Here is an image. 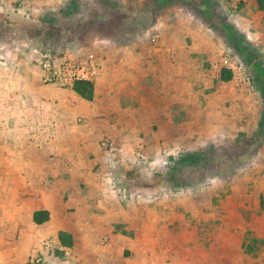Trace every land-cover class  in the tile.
Wrapping results in <instances>:
<instances>
[{
    "label": "rangeland",
    "instance_id": "374dc122",
    "mask_svg": "<svg viewBox=\"0 0 264 264\" xmlns=\"http://www.w3.org/2000/svg\"><path fill=\"white\" fill-rule=\"evenodd\" d=\"M11 33L31 39L35 51L95 63L115 47L183 49L182 68L193 74L180 77L214 96L200 116L197 98V118L180 120L177 135L146 121L153 129L137 137L125 163L121 147L103 139L116 212L76 226L73 249L47 251L41 241L28 264H264L257 0H0V36Z\"/></svg>",
    "mask_w": 264,
    "mask_h": 264
},
{
    "label": "crops",
    "instance_id": "0c3cea01",
    "mask_svg": "<svg viewBox=\"0 0 264 264\" xmlns=\"http://www.w3.org/2000/svg\"><path fill=\"white\" fill-rule=\"evenodd\" d=\"M34 50L32 40L18 33L0 36V264H28L44 240L63 247L61 232L73 238V247L63 251L73 249L76 226L96 215L113 216L119 202L103 139L121 147L125 163L137 137L153 129L146 121L177 135L180 120L197 118V98L204 102L200 116L214 97L180 77L193 74L182 68L184 55L189 62L183 49L103 51L92 101L73 88L45 84ZM38 212L48 219L43 215L36 223Z\"/></svg>",
    "mask_w": 264,
    "mask_h": 264
},
{
    "label": "built area",
    "instance_id": "2783aa9c",
    "mask_svg": "<svg viewBox=\"0 0 264 264\" xmlns=\"http://www.w3.org/2000/svg\"><path fill=\"white\" fill-rule=\"evenodd\" d=\"M33 55L36 66L42 72L45 84H52L61 88H73L74 84L80 81L94 83L99 75L98 67L92 57L74 60L61 57L49 49L34 50ZM109 147L112 148V145ZM43 248L47 251L54 248L63 250V247L52 239L44 240Z\"/></svg>",
    "mask_w": 264,
    "mask_h": 264
},
{
    "label": "trees",
    "instance_id": "16d2710c",
    "mask_svg": "<svg viewBox=\"0 0 264 264\" xmlns=\"http://www.w3.org/2000/svg\"><path fill=\"white\" fill-rule=\"evenodd\" d=\"M260 9H264V0H257ZM232 72L229 70H224L221 76L223 82H229L232 79ZM73 90L84 100L92 101L94 98V84L90 82H76L73 86ZM44 215V220L48 219L46 212H38L35 214V222L40 224L43 220L40 219ZM59 240L63 247L71 248L73 247V238L70 234L61 232L59 235Z\"/></svg>",
    "mask_w": 264,
    "mask_h": 264
}]
</instances>
